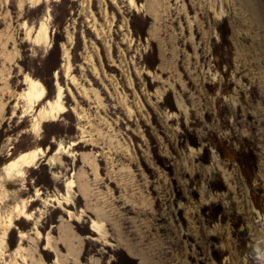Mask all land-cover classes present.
Here are the masks:
<instances>
[{
	"label": "rangeland",
	"instance_id": "374dc122",
	"mask_svg": "<svg viewBox=\"0 0 264 264\" xmlns=\"http://www.w3.org/2000/svg\"><path fill=\"white\" fill-rule=\"evenodd\" d=\"M0 264H264V0H0Z\"/></svg>",
	"mask_w": 264,
	"mask_h": 264
},
{
	"label": "bare ground",
	"instance_id": "6f19581e",
	"mask_svg": "<svg viewBox=\"0 0 264 264\" xmlns=\"http://www.w3.org/2000/svg\"><path fill=\"white\" fill-rule=\"evenodd\" d=\"M25 80H26L25 82L27 83V88L23 91L21 98L26 102V104L28 105V108H30L35 103L43 99L45 88L43 84L36 79H32L26 76ZM42 116H43V113H42ZM40 154H41V151L39 149L20 152L19 154H17L11 160H9L8 162L4 164L3 166V168L5 169L4 172H13L16 175H20L22 172V169L24 167H28L32 165L33 162L40 156ZM96 223L92 221L90 226L94 232L98 233L99 228Z\"/></svg>",
	"mask_w": 264,
	"mask_h": 264
},
{
	"label": "trees",
	"instance_id": "16d2710c",
	"mask_svg": "<svg viewBox=\"0 0 264 264\" xmlns=\"http://www.w3.org/2000/svg\"><path fill=\"white\" fill-rule=\"evenodd\" d=\"M3 164H4V163H3ZM1 166H2V165H1ZM47 184L50 186V185H51V181H49ZM11 247H14V245L11 244Z\"/></svg>",
	"mask_w": 264,
	"mask_h": 264
}]
</instances>
